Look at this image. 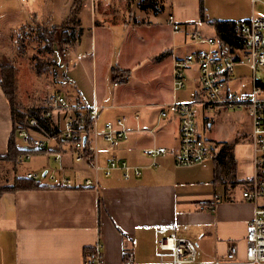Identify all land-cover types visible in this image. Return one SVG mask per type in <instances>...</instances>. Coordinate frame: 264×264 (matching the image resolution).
<instances>
[{"label":"crops","instance_id":"obj_1","mask_svg":"<svg viewBox=\"0 0 264 264\" xmlns=\"http://www.w3.org/2000/svg\"><path fill=\"white\" fill-rule=\"evenodd\" d=\"M156 1L163 4V9L167 2L169 11L166 20L168 24L169 14H174L175 20L181 25V30L174 32L169 24L172 35L178 32L183 35L182 44L176 45L171 50L166 49L158 55V58H153L156 66L158 63L156 61L161 56L162 58L163 55L171 57L167 76L169 84L166 87V80L161 84L164 89L169 90L175 89L173 85L175 60L195 55L196 51L202 47L191 40L187 41L189 32L194 30L202 32V29L207 31L208 28L215 30L213 25L215 20H232L237 23L241 20L264 17V0ZM131 2L132 0L121 2L122 7H127L128 14L123 15L120 23L129 22L126 19L134 8V2ZM202 3L205 8V19L202 18L201 13ZM140 6L138 10L143 13L141 16L148 15L150 6ZM112 7L115 6L113 4L110 6L109 0H96L94 4L85 0H80V2L73 0L69 14H66L73 22L74 35L71 45L67 46L71 48L73 45L76 50L87 28L90 37L93 38L94 47L97 48L98 33L102 28L112 24L109 23V18L114 17ZM6 12L9 19L0 21V37L4 36V27L10 24L11 13L15 15L10 7L0 10V15ZM151 23H153L151 18L146 20L142 17V19L138 18L137 23L134 24L139 28H144V25ZM4 32L8 38L0 42H11L10 37H12V42L15 40L10 30L5 31L4 29ZM104 37L105 34H103ZM216 42V49L227 52L229 56L237 58L245 52L244 45L228 43L218 38ZM60 46L65 47V45L61 43L57 47L56 55L61 64L63 57L68 60L72 49L66 56H60ZM184 47L187 50L184 51ZM0 57L2 62L7 59L3 52ZM1 64L0 157H5L10 151L9 143L14 132V119L9 99L1 85L3 77ZM14 64L20 72L19 65L15 62ZM127 66L119 63L114 67L113 70L117 71L114 75L115 85L129 83L132 80L131 70ZM117 67L122 70L118 71ZM123 70H129V72ZM124 76L127 79L123 80ZM19 77L20 75H18V83ZM193 78L198 80L199 84H196L191 98L183 101L194 102L198 133L216 143V149L206 161L190 166L178 165L175 162V154L179 148L180 117L174 112H169L167 116L162 117L160 110L178 99L166 101L162 99V94L159 95L160 97L154 94L153 98L144 103L124 99L115 104L105 105L101 104V99L97 94L94 103L100 106L98 117L101 109H125L142 104L155 105L157 107L156 116L153 114L142 120L141 111L136 110L132 114L122 111L111 119L106 118L107 121L104 124L115 120L120 115L127 116L128 120L130 116L134 121V126L128 125L131 129L128 140L118 141L115 144L107 142L99 135L90 136L87 139V148L92 159L101 167L98 170L88 168L84 162H76L67 141L52 143L54 148H60L65 152L64 162L69 168L66 169L64 175L72 180V186L60 187L56 182L50 181L47 176H43L37 179L41 184L40 187L1 190L0 264H84L98 242L103 244L104 264H122L129 251L133 252L134 261L137 264H153L157 263L162 256L171 258V252L166 253L161 250L158 244L161 224L167 225L170 233L194 240L197 243L198 259L201 262L227 259L228 249L232 245L239 247L240 256H242L247 226L254 217L258 203H264V197L256 202L243 196V189L249 185L256 170L255 135L251 119L245 110L209 108L206 103L208 96L200 84L199 71L196 66L186 69V82L189 83ZM252 84L251 67L245 62H237L235 72L228 78V88L238 92H251ZM54 91L62 92L57 88L51 92ZM68 100L83 102L79 97L68 98ZM30 107L34 108L33 105L24 106L21 111L24 118L21 117L17 126L25 124L28 118L34 117L31 114L33 108ZM35 108H40V105ZM226 111L233 114L244 112L248 116L246 129L236 133V122L233 121L235 131H232V135L220 137L219 130L215 127V115ZM136 114L139 116L138 120L135 118ZM199 115L201 125L198 124ZM58 118L62 123V117H59L57 113L49 119L51 129L52 125L55 126L58 123ZM144 121H150V123H144ZM95 124L97 126L98 121ZM171 134L175 142L173 144L167 143L165 139ZM99 138L105 140L109 144L108 147H114L112 152L115 154L112 155L108 151L99 153L98 142L102 147V140ZM16 141L23 150L31 148L19 137L18 133ZM160 145L168 146L169 151L158 157L157 164H153L155 159L146 155L143 149ZM113 157L126 159L130 164L139 166L140 174L132 172L131 176L126 178L121 169H115L110 175H106L104 168ZM47 163L57 165V160L44 150H35L24 166L36 168ZM19 167L18 162L15 169L13 167L15 175L17 173L18 176H20ZM57 176H62L61 171H57ZM89 176L98 180L97 188L80 187L79 184Z\"/></svg>","mask_w":264,"mask_h":264},{"label":"built area","instance_id":"obj_2","mask_svg":"<svg viewBox=\"0 0 264 264\" xmlns=\"http://www.w3.org/2000/svg\"><path fill=\"white\" fill-rule=\"evenodd\" d=\"M90 1L92 4L96 0ZM168 22L174 32L181 30V25L169 14ZM236 32L244 40L245 52L236 57L229 56L227 52L216 49V38L204 35L199 30L189 32L191 41L200 44L195 55L180 57L175 60L173 85L175 89L186 86V69L196 65L199 71V81L207 93L206 101L209 108L220 107L230 110H245L252 123L255 135V174L249 185L243 189V196L256 202L264 197V81L258 75L259 70L264 71V17L241 20L236 23ZM70 49L60 46V54L66 56ZM237 62H245L252 69V91L238 92L228 88V78L235 72ZM127 79L126 76L122 78ZM99 105H88L80 101L70 102L66 95L60 91L47 94L40 104L42 116L53 118L54 114L62 117V123L52 125L54 130L46 129L36 117L28 118L18 125L19 137L31 148L24 149L18 158L20 176L26 179H41L43 176L56 182L60 187L72 186V180L64 175L69 167L65 164V152L54 148L52 143L67 141L71 147L76 162H84L88 168L100 169L94 162L87 148V139L90 136H102L107 142L115 144L118 141L128 140L131 129L128 118L123 115L115 120L108 121L102 130H98L95 122L99 114ZM169 112H174L180 117L179 148L175 154L178 165L190 166L206 161L216 149L213 140L202 137L197 131L196 111L193 101H173L160 110V115L165 117ZM86 113V115H84ZM138 115H135L138 120ZM91 121V123H89ZM54 124V123H53ZM56 128V129H55ZM35 150H44L57 160V165L47 163L41 167L28 168L24 164ZM169 151L168 146H150L143 152L157 159ZM115 169H121L126 178L132 172L140 174L139 166L130 164L126 159L113 157L104 168L106 175ZM62 176H57V171ZM80 187L97 188L99 182L94 177L85 178ZM160 237L158 240L161 250L170 251L171 258L162 256L153 264H264V203L256 206L254 217L247 226L243 255L240 249L232 245L227 252V259H215L211 262H201L198 259L197 243L183 235L170 233L167 225L159 226ZM84 264H104L103 244L98 242L89 253ZM122 264H137L133 252L129 251Z\"/></svg>","mask_w":264,"mask_h":264},{"label":"rangeland","instance_id":"obj_3","mask_svg":"<svg viewBox=\"0 0 264 264\" xmlns=\"http://www.w3.org/2000/svg\"><path fill=\"white\" fill-rule=\"evenodd\" d=\"M122 1L109 0L110 6L112 4L115 6L111 8L114 12V17L109 18V23L112 24L102 28L98 33L97 48L94 47L93 38L90 37V33L86 28L87 32L83 36L81 43L76 46V50L73 45L69 48L72 49V52L71 50L69 51L71 53H69L68 60L63 57V63L60 64L56 55L57 51L54 56L49 55L56 60L55 67H51L52 61L48 59V53L43 50V43L40 42L36 32L30 31L33 27L36 28L40 25H57L56 46L58 47L62 43L61 33L68 24L66 23L69 21L67 16L73 0H0V10L10 7L15 12V15L11 13L9 26L4 27L5 31L10 30V33L15 36V40L12 42V37H10L11 42H0V54L3 52L9 62H15L20 67L18 84L23 106L33 105L34 108L39 106L42 97L55 90V88L60 89L70 99L79 97L88 105L94 104L97 94L101 99V104L105 105L115 104L124 99L131 102L144 103L153 98L154 94L157 96L162 94V99L166 101L175 99L183 101L191 98V93L195 90L196 84H199L198 80L193 78L189 83L188 81L186 82L187 86L185 88L178 90L164 89L161 84L165 80L166 87L169 84L167 76L169 75L171 57H164L163 55L162 58L161 56L156 61L158 62L156 66L153 62V58H158L161 52L166 49H174L176 45L183 43V35L178 32L173 36L171 27L167 23L166 18L169 11L167 2L165 3V9H163V4L157 2L154 6H150L148 15L141 16L143 13L138 10V7L140 5L143 6V0H132L134 8L132 13L130 12L131 14L128 15V19H126L129 22L123 21L120 23L119 21L123 20V15L128 14L127 7L121 6ZM74 2L76 1L74 0ZM118 2L120 4H117ZM142 17L146 20L151 18L153 23L144 25V28H139L134 23H137V19H142ZM6 19H9L7 12L0 15V21ZM4 29V36H1L0 40L8 38ZM202 32L204 35L216 38V31L212 28H208L207 31L202 29ZM103 34H105L104 38ZM190 40L189 34L187 41L190 42ZM183 50L185 51L187 48L184 47ZM37 59L39 60L38 62L44 64L42 73H38L34 68ZM0 63H3L1 57ZM119 63L128 65L127 67L130 68L132 80L129 83L114 84V75L117 71L113 69ZM117 70L121 71L122 69L117 67ZM257 74L262 76L264 80L263 70H259ZM136 110L141 111V119L143 120V118L153 114L156 116L157 107L155 105L142 104L138 107L134 106L125 109H101L99 117L97 116L96 118L98 121L97 128L98 130L103 129L104 123L107 121L106 118L111 119L113 116L122 113V111L132 114ZM200 118L201 116L199 115V125H201ZM129 120L128 125L134 126V121L130 116ZM233 121L236 122L237 133L246 129L245 125L248 123V116L244 112L233 114L230 111L215 115V127L219 130L220 137L232 135V131H235ZM144 123H150V121H144ZM172 136L173 134L165 138L167 143L173 144ZM99 139L102 140L101 138ZM101 145L102 147H100L98 142L97 149L99 153L102 154L103 151H108L112 155L115 154V152H112L114 147H108L107 145L109 144L105 140H102ZM0 174V187L12 184L15 177L12 163L7 162L5 159H0ZM166 253H169V251H166Z\"/></svg>","mask_w":264,"mask_h":264},{"label":"trees","instance_id":"obj_4","mask_svg":"<svg viewBox=\"0 0 264 264\" xmlns=\"http://www.w3.org/2000/svg\"><path fill=\"white\" fill-rule=\"evenodd\" d=\"M76 2H80V0H75ZM144 7L148 6H154L157 1L156 0H144ZM201 13L202 18L205 19V8L202 3L201 7ZM68 23L65 28L62 30V36H61V42L63 45H71L72 38H73V31H72V24L73 22L71 20L67 21ZM213 25L215 27L217 38L221 41H226L228 43L236 44V45H244V40L241 36H239L236 32V21L232 20H215L213 22ZM34 30V31H33ZM56 31H57V25L47 26V25H40L36 28H32L30 32H36L40 42L43 43V50L48 53V56H54L57 51L56 46ZM216 38V39H217ZM50 61H52L51 67L56 65V60L52 57H48ZM37 61L34 64V68L38 73H42V66H44L43 63ZM3 67V77L1 79V85L6 93V96L9 99L10 107L12 110V115L14 119V132L10 138V151L4 158L7 162L12 163L14 169L17 166L18 157L20 153L23 151L21 147L18 146L16 137L18 133V126L17 123L19 120H21V117L24 118L23 113L21 111L23 110L24 106L21 103V97L19 94V88H18V74H19V68L12 63L9 62L7 59L4 60V62L1 64ZM55 67V66H54ZM125 72H129V70H125ZM31 114L36 117L40 123L46 127L49 130L51 129V122H49L50 118H46L42 116L41 108H33L31 109ZM25 120H23L24 122ZM41 184L39 181L35 179H26L18 176L16 173L12 184H9L7 186L0 187L1 190H19V189H28V188H34V187H40ZM89 251V250H88ZM88 253V252H87Z\"/></svg>","mask_w":264,"mask_h":264}]
</instances>
